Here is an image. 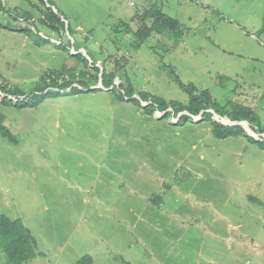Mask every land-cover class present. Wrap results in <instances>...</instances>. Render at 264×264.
Wrapping results in <instances>:
<instances>
[{"label": "rangeland", "instance_id": "1", "mask_svg": "<svg viewBox=\"0 0 264 264\" xmlns=\"http://www.w3.org/2000/svg\"><path fill=\"white\" fill-rule=\"evenodd\" d=\"M235 1L0 0V24L27 31L0 28V83L28 94L49 71L98 67L112 86L186 104L177 77L264 131V0ZM152 7L181 30L138 48L130 20ZM48 8L57 31L39 25ZM99 81L34 108L0 103V215L35 238L27 264H264V149L248 139L264 134L242 122L245 135L217 139L207 121L146 115Z\"/></svg>", "mask_w": 264, "mask_h": 264}, {"label": "trees", "instance_id": "2", "mask_svg": "<svg viewBox=\"0 0 264 264\" xmlns=\"http://www.w3.org/2000/svg\"><path fill=\"white\" fill-rule=\"evenodd\" d=\"M49 10L47 13L41 14L39 25L48 27L52 31H57L62 24L60 20L61 17L57 15V12L55 13ZM18 17L30 22L33 21L32 16L28 12H21ZM137 19L140 24H138V29L132 33L129 31L131 29L127 23L121 22L118 28L124 29L127 33H131L134 38H136V47L138 48L153 34H160L161 31L170 34H178L181 30L177 19L166 15L161 10L154 7L149 8V10L145 9L140 14H136L130 22L133 23L134 20ZM0 28L18 33L27 32L22 29H10L1 24ZM259 32L264 33V21ZM92 65H94V63H92ZM75 70L76 69H62L49 71L40 79L39 85L34 87L28 94L17 88L0 83V103L7 106L34 108L45 98L54 97L56 95H63L71 93L72 91L94 92L95 89H90V85H95L101 80L99 81L100 84L106 89L111 87L110 92L113 93L119 102H123L126 98L128 102H133L138 107H140V103H146V106L141 107L142 112L146 115L152 116L155 112L164 114V117H169V113L173 114V118L180 115L177 123L189 117L201 116V121H207L210 124L211 132L217 139L242 136L245 135V130L240 125L226 126L214 121L212 119L213 114L210 111L222 118L225 123H227V120L231 123L246 122L248 125L245 123H243V125L245 124L246 127L251 128V120L248 121L246 119L249 113L241 116H227L221 108L213 102L208 91L198 90L191 84L185 85L177 77V86L188 94V101L186 104L174 102L166 103L164 100L152 96L147 92L134 91L131 87L124 88L120 79H118L119 84H117V87L112 86L114 80L117 79L115 71L106 72L104 69H101L100 76H98L100 71L98 67L93 69L94 73L92 72L90 74L82 71L75 72ZM73 85L79 86L81 89L77 90ZM67 89L68 91H66ZM83 89L84 91H82ZM133 95L138 99L132 98ZM168 109H170V111H168ZM200 113L202 114L200 115ZM1 123L2 120L0 119V134L10 141L9 132ZM252 131L254 130L252 129ZM254 132L258 135L264 134V131L260 129H256ZM248 139L258 144L261 149H264L263 141H258L250 137H248ZM251 200L261 204L256 199ZM36 248L37 243L35 238L19 220L11 221L7 217L0 215V249L5 256V264H27L30 260L35 258ZM86 262L89 264V257L79 259L78 264Z\"/></svg>", "mask_w": 264, "mask_h": 264}, {"label": "water", "instance_id": "3", "mask_svg": "<svg viewBox=\"0 0 264 264\" xmlns=\"http://www.w3.org/2000/svg\"><path fill=\"white\" fill-rule=\"evenodd\" d=\"M101 87V86H100ZM101 89H103V90H107V89H105V88H103V87H101ZM213 115H215L218 119H220V120H216L217 122H219V123H221L222 125H226V126H233V125H240L241 126V123L242 122H233V123H231V122H229V123H225L223 120H222V118H220L218 115H216V114H214L212 111H210ZM202 113H200V115H201ZM164 114H162V116H163ZM178 116H180V115H178ZM201 116H198V117H193V118H199L198 120H201V118H200ZM243 123H246V122H243ZM247 124V123H246ZM245 128L247 129V127L245 126ZM249 129V131H250V128H248ZM248 129H247V132H248ZM249 134V133H248ZM253 136V135H252ZM259 136H261V135H259ZM254 137V139H256V140H258V141H264L263 139H260V138H256L255 136H253Z\"/></svg>", "mask_w": 264, "mask_h": 264}, {"label": "crops", "instance_id": "4", "mask_svg": "<svg viewBox=\"0 0 264 264\" xmlns=\"http://www.w3.org/2000/svg\"><path fill=\"white\" fill-rule=\"evenodd\" d=\"M236 3H238L239 2V0H236L235 1ZM246 16H245V20H244V23L246 24L247 23V20H246V17H251L249 14H250V11L249 12H246ZM261 26H259V27H257V30L256 31H260V29H261V27L263 26V21H264V13L262 14V16H261ZM247 24H249V23H247ZM243 32H245V31H243ZM246 33V32H245Z\"/></svg>", "mask_w": 264, "mask_h": 264}, {"label": "flooded vegetation", "instance_id": "5", "mask_svg": "<svg viewBox=\"0 0 264 264\" xmlns=\"http://www.w3.org/2000/svg\"><path fill=\"white\" fill-rule=\"evenodd\" d=\"M63 69H92V67H83V68H76V67H74V68H68V67H65Z\"/></svg>", "mask_w": 264, "mask_h": 264}, {"label": "clouds", "instance_id": "6", "mask_svg": "<svg viewBox=\"0 0 264 264\" xmlns=\"http://www.w3.org/2000/svg\"><path fill=\"white\" fill-rule=\"evenodd\" d=\"M101 87H102V85H100ZM104 88V87H103ZM106 89V88H105ZM108 89H110V88H108ZM68 91V90H67ZM201 118V117H200Z\"/></svg>", "mask_w": 264, "mask_h": 264}]
</instances>
